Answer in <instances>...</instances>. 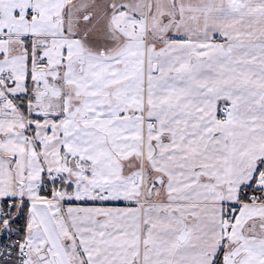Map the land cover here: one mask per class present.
Wrapping results in <instances>:
<instances>
[{
  "label": "snow or ice",
  "instance_id": "obj_1",
  "mask_svg": "<svg viewBox=\"0 0 264 264\" xmlns=\"http://www.w3.org/2000/svg\"><path fill=\"white\" fill-rule=\"evenodd\" d=\"M0 264H264V0H0Z\"/></svg>",
  "mask_w": 264,
  "mask_h": 264
}]
</instances>
